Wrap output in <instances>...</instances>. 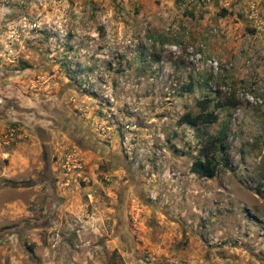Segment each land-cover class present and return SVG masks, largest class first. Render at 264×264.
<instances>
[{
  "label": "rangeland",
  "instance_id": "obj_1",
  "mask_svg": "<svg viewBox=\"0 0 264 264\" xmlns=\"http://www.w3.org/2000/svg\"><path fill=\"white\" fill-rule=\"evenodd\" d=\"M0 264H264V0H0Z\"/></svg>",
  "mask_w": 264,
  "mask_h": 264
},
{
  "label": "trees",
  "instance_id": "obj_2",
  "mask_svg": "<svg viewBox=\"0 0 264 264\" xmlns=\"http://www.w3.org/2000/svg\"><path fill=\"white\" fill-rule=\"evenodd\" d=\"M205 103V106L208 105V103L210 102V100L207 98L206 100L203 101ZM222 104H218V106H220ZM189 122L191 124H196L198 121H202V122H208V123H212L214 121H216L217 119V115L213 112V111H206L203 113H199L194 117H190L188 118ZM224 139V136H222L219 140H218V147L220 149H222V147H224V145L222 144V141ZM197 171L200 173H205L207 176H212L214 173V169L211 166H208L206 164H204L203 162H199V167L197 168Z\"/></svg>",
  "mask_w": 264,
  "mask_h": 264
},
{
  "label": "built area",
  "instance_id": "obj_3",
  "mask_svg": "<svg viewBox=\"0 0 264 264\" xmlns=\"http://www.w3.org/2000/svg\"><path fill=\"white\" fill-rule=\"evenodd\" d=\"M200 58L201 57V54H198L197 56H196V59H198V58ZM207 63L208 64H210V67H212V68H214V73H216V69H217V61L215 60V59H213V58H209L208 60H207ZM248 98L251 100V102H253L254 104H261V103H263V99L261 98V97H259V96H254V95H252V94H250L249 96H248Z\"/></svg>",
  "mask_w": 264,
  "mask_h": 264
},
{
  "label": "water",
  "instance_id": "obj_4",
  "mask_svg": "<svg viewBox=\"0 0 264 264\" xmlns=\"http://www.w3.org/2000/svg\"><path fill=\"white\" fill-rule=\"evenodd\" d=\"M148 200V202L150 201L149 199H147Z\"/></svg>",
  "mask_w": 264,
  "mask_h": 264
}]
</instances>
